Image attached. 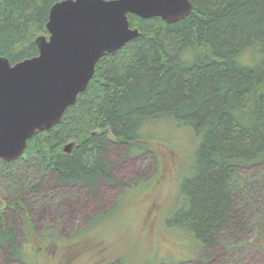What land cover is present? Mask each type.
Here are the masks:
<instances>
[{"label": "trees", "instance_id": "1", "mask_svg": "<svg viewBox=\"0 0 264 264\" xmlns=\"http://www.w3.org/2000/svg\"><path fill=\"white\" fill-rule=\"evenodd\" d=\"M57 1L0 0V56L14 64L38 55L36 38L47 34ZM190 1L192 11L172 23L129 13L140 35L105 53L61 121L37 131L6 164L33 158L41 180L32 189L51 173L59 184L94 197L102 183L117 181L111 145L135 155L150 150L146 136L153 127L189 131L198 146L166 223L188 234L199 252L228 228L247 227L234 198L237 169L264 164V0ZM70 142L74 148L65 153ZM19 208L26 242L40 240L23 201L10 206L14 216ZM0 254L8 263L26 260L15 220L3 218Z\"/></svg>", "mask_w": 264, "mask_h": 264}, {"label": "rangeland", "instance_id": "2", "mask_svg": "<svg viewBox=\"0 0 264 264\" xmlns=\"http://www.w3.org/2000/svg\"><path fill=\"white\" fill-rule=\"evenodd\" d=\"M146 137L145 153L109 147L117 181L102 183L94 197L59 184L51 173L32 189L41 180L33 158L13 164L0 158V227L3 218L8 224L15 220L26 253V260L11 263L0 254V264H264V164L237 169L234 198L247 227L228 228L214 246L198 252L188 234L166 223L192 170L197 140L170 124L153 127ZM16 200L26 205L29 226L40 240L26 242L24 211L14 216L10 209Z\"/></svg>", "mask_w": 264, "mask_h": 264}, {"label": "water", "instance_id": "3", "mask_svg": "<svg viewBox=\"0 0 264 264\" xmlns=\"http://www.w3.org/2000/svg\"><path fill=\"white\" fill-rule=\"evenodd\" d=\"M190 0H60L50 9L49 36L36 38L38 55L12 64L0 56V158L12 161L37 132L60 122L84 92L97 62L140 35L128 14L161 17L168 23L186 17ZM74 143L65 145L71 153Z\"/></svg>", "mask_w": 264, "mask_h": 264}]
</instances>
